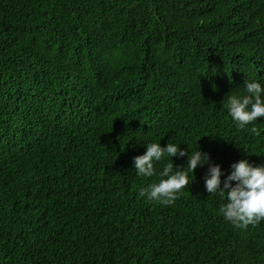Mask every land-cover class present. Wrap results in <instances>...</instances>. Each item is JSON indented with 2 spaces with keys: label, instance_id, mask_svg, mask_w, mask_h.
<instances>
[{
  "label": "trees",
  "instance_id": "1",
  "mask_svg": "<svg viewBox=\"0 0 264 264\" xmlns=\"http://www.w3.org/2000/svg\"><path fill=\"white\" fill-rule=\"evenodd\" d=\"M247 79L264 0H0V264H264V221L219 214L210 164L171 205L139 192L187 156L134 169L152 142L264 164V117L225 106Z\"/></svg>",
  "mask_w": 264,
  "mask_h": 264
},
{
  "label": "clouds",
  "instance_id": "2",
  "mask_svg": "<svg viewBox=\"0 0 264 264\" xmlns=\"http://www.w3.org/2000/svg\"><path fill=\"white\" fill-rule=\"evenodd\" d=\"M242 89L243 93L232 94V91L227 95L225 106L235 125L247 129L258 118L264 117V81L247 79ZM250 130L260 135L255 126ZM165 156L171 157L172 161L174 157L187 156V164L177 169L174 162L168 163L159 172V182L141 189L140 197L164 205L174 204L182 195V190L195 180L192 174L195 176L197 168L210 164L204 177L205 190L227 201L219 207V214L236 228L247 229L250 225L264 221V164L257 166L242 159L233 163L231 173L226 175L221 165L210 163V154L201 151L200 147L191 151L189 146L188 149H182L178 143L168 142L162 146L161 143L152 142L146 144L144 154L134 158L135 172L141 177H153L157 174L155 165ZM222 177L225 178L222 180Z\"/></svg>",
  "mask_w": 264,
  "mask_h": 264
}]
</instances>
